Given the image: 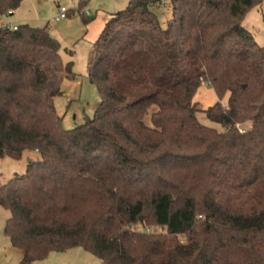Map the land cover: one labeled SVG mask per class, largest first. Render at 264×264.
I'll use <instances>...</instances> for the list:
<instances>
[{"label":"trees","instance_id":"1","mask_svg":"<svg viewBox=\"0 0 264 264\" xmlns=\"http://www.w3.org/2000/svg\"><path fill=\"white\" fill-rule=\"evenodd\" d=\"M263 1L130 0L94 44L95 115L69 130L54 101L77 74L60 41L0 30V156L37 153L0 185L20 264L75 247L103 264H264V46L242 25ZM205 84L222 131L198 118Z\"/></svg>","mask_w":264,"mask_h":264},{"label":"rangeland","instance_id":"2","mask_svg":"<svg viewBox=\"0 0 264 264\" xmlns=\"http://www.w3.org/2000/svg\"><path fill=\"white\" fill-rule=\"evenodd\" d=\"M60 3L68 6L70 12L67 18L55 21ZM82 0H24L14 14L0 15L8 22L16 25L29 23L33 26H48L51 34L61 45V57L64 62L73 61L77 79L65 82L64 93L55 98V108L62 117L63 129L69 130L93 118L101 102L97 87L89 77V63L94 44L105 27V21L111 14L127 8L130 0H86L84 14L78 12ZM163 10L168 13L167 7ZM90 13L91 15H89ZM242 25L253 33L257 43L264 46V1L251 8L242 20ZM72 53H71V52ZM195 101L198 103L199 120L209 126L222 131L224 126L209 119L205 110L216 101V94L211 86H202ZM251 124L241 125L244 130ZM36 158L37 153L25 152L21 159L0 156V185L8 183L17 175L27 171L29 158ZM11 212L0 206V264H20L23 251L13 249L10 239L5 235L6 221ZM140 229H147L140 226ZM161 232L163 226L148 228ZM147 229V230H148ZM184 239V237H181ZM31 264H103L91 252L82 247H75L64 252H52L43 260Z\"/></svg>","mask_w":264,"mask_h":264},{"label":"built area","instance_id":"3","mask_svg":"<svg viewBox=\"0 0 264 264\" xmlns=\"http://www.w3.org/2000/svg\"><path fill=\"white\" fill-rule=\"evenodd\" d=\"M69 12H70V8L59 2L58 12L56 13V15L54 17V20L60 21L62 19H65L68 16ZM88 14L91 15L90 13H88ZM17 28H18V25L8 22L3 17L0 18V30H9V29L16 30ZM240 131L243 132L244 130L242 128H240Z\"/></svg>","mask_w":264,"mask_h":264},{"label":"crops","instance_id":"4","mask_svg":"<svg viewBox=\"0 0 264 264\" xmlns=\"http://www.w3.org/2000/svg\"><path fill=\"white\" fill-rule=\"evenodd\" d=\"M63 1H65V0H63ZM59 2H61V1H59ZM16 11H17V9L14 11V13H15ZM14 13H13V14H14ZM68 15H70V14H68ZM67 17H68V16H67ZM67 17H66V18H67ZM107 20H108V19H106V21H107ZM106 21H105V22H106ZM10 244H11V242H10ZM11 247H12L13 249H15V247H13L12 244H11ZM22 256H23V255H22Z\"/></svg>","mask_w":264,"mask_h":264}]
</instances>
